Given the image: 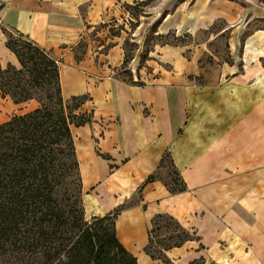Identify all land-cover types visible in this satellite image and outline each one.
I'll use <instances>...</instances> for the list:
<instances>
[{
	"label": "crops",
	"instance_id": "0c3cea01",
	"mask_svg": "<svg viewBox=\"0 0 264 264\" xmlns=\"http://www.w3.org/2000/svg\"><path fill=\"white\" fill-rule=\"evenodd\" d=\"M155 1L0 0V68H19L6 47L14 32L57 63L64 102L85 99L76 113L91 121L71 127L83 217L113 216L137 264H264V6L182 0L158 19ZM147 8L157 22L140 65ZM208 30L207 43L227 32L220 62H203L208 46L182 44ZM167 35L181 41L150 40ZM126 40L135 48L123 68ZM39 107L0 91V124ZM158 216L189 238L152 258Z\"/></svg>",
	"mask_w": 264,
	"mask_h": 264
},
{
	"label": "trees",
	"instance_id": "16d2710c",
	"mask_svg": "<svg viewBox=\"0 0 264 264\" xmlns=\"http://www.w3.org/2000/svg\"><path fill=\"white\" fill-rule=\"evenodd\" d=\"M148 1L151 0L137 6L145 7ZM139 12L138 9L136 14ZM255 24L264 26V20ZM255 30L258 27L246 31L242 41ZM150 40L161 44L181 41L173 35ZM6 47L16 56L19 68L11 65L0 68V91L16 104L35 99L40 107L0 124V264H137L116 240L113 216L87 223L82 210L68 211L63 202L59 205L52 196L55 186L50 179L52 169L57 178V170L66 173L70 165L65 160L73 158L71 166L78 171L71 127L90 123V115L76 113L85 99L62 100L57 63L27 38L7 31ZM132 52L133 45L126 40L123 68L132 60ZM146 59L144 51L140 65ZM123 74L131 78L129 73ZM37 88L45 90L48 103L32 96L30 91ZM50 88L55 90V99ZM158 219L168 218L158 216L152 224ZM175 226L182 238L161 245L159 255L189 238ZM172 240L169 237L167 241ZM152 243L153 236L146 253L154 258L150 252Z\"/></svg>",
	"mask_w": 264,
	"mask_h": 264
},
{
	"label": "rangeland",
	"instance_id": "374dc122",
	"mask_svg": "<svg viewBox=\"0 0 264 264\" xmlns=\"http://www.w3.org/2000/svg\"><path fill=\"white\" fill-rule=\"evenodd\" d=\"M181 1L182 0H158L157 2L155 1L154 6H157L158 3L160 4V7H157L155 9V11H157L158 19L161 18L167 12L171 11L174 8V6ZM185 1H187L189 4L192 0H185ZM255 1L259 6H264L262 5L264 4V0H261L262 2H259V0H255ZM136 10L138 11L137 8ZM144 12L145 13L138 20L139 22L138 24H140V26H139V29L137 30V34L135 37L138 43L141 42L140 47L142 46V51H144L145 48L147 47V43L148 42L150 43V41H148V37L152 35V30L155 28L156 22H157L155 18L147 14L149 13L148 8L144 9ZM209 31L210 30L202 31L196 34L195 36L185 35L181 39L183 41L182 44L189 45L192 48L195 46H200V45H205L206 47L208 46L207 47L208 51L210 52V55L212 56H210L209 53H205V55L203 56V62H210V60L211 61L217 60L218 62H220V59H216V58L214 59L213 56L218 57V58L225 56V50H226L224 46L225 41L222 38L225 37L224 34L226 35L227 32L222 34L221 36L222 40L219 39V40H214V41L207 43V39L209 37V34H208ZM144 38H146V41H144ZM30 92L32 96L36 98L37 100L41 101L42 103H48V100L46 99L45 90L37 88V89H32ZM50 92L52 95H54V99H55V93H54L55 90L50 88ZM68 105H71V103H69ZM65 161L67 165H70L66 173L58 169L57 170L58 172L56 174L57 178H55V175H54L55 171L53 169L50 173V179L54 180V183H55L52 196H53V199L57 201V203H59V205L61 202H63L64 203L63 205L66 206V209L68 211H72V210L80 211L82 210V205H81V189H80V180H79L78 171L74 167L71 166L74 163L73 158H70V159L68 158ZM61 173H64V174L61 175ZM152 229H153V232H152L153 243H152V246L150 247V252L154 256L159 255V247L161 245H170V244L180 241V239L182 238V235L180 233L179 234L176 233L178 232V227H176L173 222L168 221V219L156 220L155 223L152 224ZM169 237L173 238V240L170 242L167 241Z\"/></svg>",
	"mask_w": 264,
	"mask_h": 264
}]
</instances>
